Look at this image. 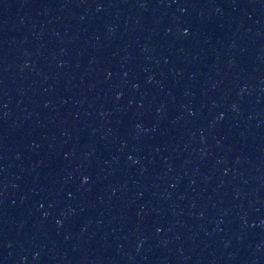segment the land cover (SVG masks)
Here are the masks:
<instances>
[{
	"label": "water",
	"instance_id": "obj_1",
	"mask_svg": "<svg viewBox=\"0 0 264 264\" xmlns=\"http://www.w3.org/2000/svg\"><path fill=\"white\" fill-rule=\"evenodd\" d=\"M0 264H264V0H0Z\"/></svg>",
	"mask_w": 264,
	"mask_h": 264
}]
</instances>
